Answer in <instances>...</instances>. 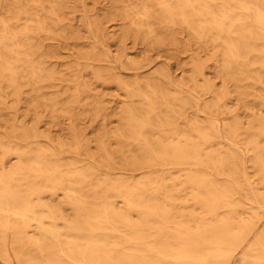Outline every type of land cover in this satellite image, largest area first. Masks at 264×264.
Segmentation results:
<instances>
[{
    "label": "bare ground",
    "instance_id": "1",
    "mask_svg": "<svg viewBox=\"0 0 264 264\" xmlns=\"http://www.w3.org/2000/svg\"><path fill=\"white\" fill-rule=\"evenodd\" d=\"M89 1L0 0V258L264 264V0Z\"/></svg>",
    "mask_w": 264,
    "mask_h": 264
},
{
    "label": "rangeland",
    "instance_id": "2",
    "mask_svg": "<svg viewBox=\"0 0 264 264\" xmlns=\"http://www.w3.org/2000/svg\"><path fill=\"white\" fill-rule=\"evenodd\" d=\"M103 1L104 0H102V2ZM88 3L91 4L89 0H88ZM104 3L106 4V2H103L102 4L97 6L98 7L97 8L98 9L97 10V14H101L103 12L102 8L105 6ZM77 23L81 24V21L78 20ZM86 23L90 24V19L88 18V16L86 17ZM112 25H113V23L109 24V32H112L115 29L114 27H112ZM87 26L88 25L86 24V27ZM91 40H93V35H91ZM128 44H129V51L128 52H129L131 58L137 59V57H139V55L141 54V53H139L141 51L137 50V49H134L133 44L131 43V41H129ZM139 48H141V47H139ZM111 49L116 52V50L118 49V46L117 45H112ZM64 53H65L64 56L66 57V56L69 55L70 50H65ZM154 58L157 60L159 66L164 67L168 71L170 77L173 80H176V81H179V82H182V83H183V81H185V79H186V77L188 75V73L185 71L186 69H184V68H187V67H184V66H185V64L188 63V59L185 58V55H183V57H181L180 64H176V63L173 64L166 57H163V56L159 57V56H157V54L154 55ZM117 70L119 72H122L126 76H132L131 73L133 74V72H134V71H129V70L122 69V67L120 65H117ZM217 81L219 82V80H217ZM182 83H181V85H184ZM107 93L112 94V96H116L119 92L116 89L112 88V89H108ZM199 98H200L199 101H200L201 107H199L197 110H199L198 113L200 115V120L202 122H205V123L209 124L208 119H214L220 124L221 129L224 132V120H223L224 117L221 116V115L209 117V115L203 113L202 112V107L204 108L203 98L202 97H199ZM114 99H116V100L117 99L118 100L121 99L122 100L123 97L122 98L121 97H119V98L118 97H114ZM109 100H110V97H109ZM118 102L119 101H111V102L108 103V107H110L111 109L117 108V106H119L117 104ZM235 106L236 105H231V109L232 110L235 109ZM240 112H241V118H244L243 120L247 121L246 120V115L244 113H242L243 111H240ZM187 116H188L187 118L189 120H192V118H193V109L188 110ZM179 124L180 125H185L184 121H182V120L179 121ZM112 125L116 126L117 123L114 122ZM54 132L57 134V131H54ZM225 142H226V144H230L231 143L230 139H228V138L225 139ZM233 185H234V187L236 189L237 195L242 200L246 201V193H245V191L242 188H240L237 184L233 183ZM0 264H8V263L0 258Z\"/></svg>",
    "mask_w": 264,
    "mask_h": 264
}]
</instances>
